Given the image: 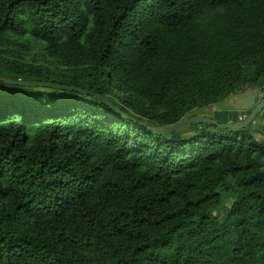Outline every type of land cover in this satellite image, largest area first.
<instances>
[{
	"label": "trees",
	"instance_id": "trees-1",
	"mask_svg": "<svg viewBox=\"0 0 264 264\" xmlns=\"http://www.w3.org/2000/svg\"><path fill=\"white\" fill-rule=\"evenodd\" d=\"M0 75L130 117L0 81V264H264L254 133L135 123L264 86V0H0Z\"/></svg>",
	"mask_w": 264,
	"mask_h": 264
},
{
	"label": "water",
	"instance_id": "water-1",
	"mask_svg": "<svg viewBox=\"0 0 264 264\" xmlns=\"http://www.w3.org/2000/svg\"><path fill=\"white\" fill-rule=\"evenodd\" d=\"M0 81L7 84H14L20 86H39V87H47V88H55V89H63V90H75L83 94H90L98 98L99 100L110 106L111 108H113L123 117L130 118L126 112H124L118 105L114 104L108 97L99 93H94L93 91L87 90L82 87H77L75 85L61 84L51 81H44V80H26L21 78L14 79L10 77H5L3 75H0ZM230 97H234L236 101L235 103L238 106H240L241 109L249 110V111L252 110V112L245 120L221 122L216 118L192 113L190 115L183 117L181 120L177 121L176 123L165 127H153L136 120L135 123L138 126L147 128L150 131L160 135L170 134L171 137L174 139H180L182 136L180 130L191 125H201V124L214 125L225 132H234V133L250 131L255 134L256 140L264 148V131L255 127H249V125L254 121L255 117L264 109V100L258 102V100L264 97V92L260 88L259 89L253 88L244 95L240 92H237L231 95ZM201 130L202 131L205 130V126H203ZM254 178L264 181V169L260 172H257L254 175ZM259 207L264 209V196L259 202Z\"/></svg>",
	"mask_w": 264,
	"mask_h": 264
},
{
	"label": "flooded vegetation",
	"instance_id": "flooded-vegetation-1",
	"mask_svg": "<svg viewBox=\"0 0 264 264\" xmlns=\"http://www.w3.org/2000/svg\"><path fill=\"white\" fill-rule=\"evenodd\" d=\"M253 88H257V89H261L263 92H264V86H258V87H249V88H246L245 90H242V91H240V93H242L243 95L244 94H246L247 92H249L251 89H253ZM228 99H226V100H224L223 102H221L222 104V106H223V104L225 103V101H227ZM264 100V97L262 98V99H260V100H258V102H261V101H263ZM220 105V104H219ZM214 107L215 106H212V107H208V108H211L210 110H212V112H209V110H207L206 111V108L205 109H203V110H200L201 112V115H203V116H208V117H212L213 118V115L214 116H217V117H219V118H223L222 117V115H220V114H218V112L216 113V112H214ZM217 107V106H216ZM219 107V106H218ZM205 110V112H203ZM252 112V110H244V109H240L239 110V113H240V115L237 117L238 118V120L239 121H243V120H245L248 116H249V114ZM200 113H197V114H200ZM232 114V113H231ZM263 114H264V109L255 117V119H254V121L249 125V127H255V128H258V129H261V130H263L264 131V117H263ZM233 115V114H232ZM259 116H262L261 118H260V121H258V117ZM217 119V118H216ZM219 121H221L220 119H218ZM256 121H258V122H256ZM255 135V134H254Z\"/></svg>",
	"mask_w": 264,
	"mask_h": 264
},
{
	"label": "crops",
	"instance_id": "crops-1",
	"mask_svg": "<svg viewBox=\"0 0 264 264\" xmlns=\"http://www.w3.org/2000/svg\"><path fill=\"white\" fill-rule=\"evenodd\" d=\"M228 100L227 101H225V103L223 104V109H219V107H218V109H217V107L216 106H219V104L218 105H216L215 107H214V112H218V114H220V115H222V113L224 112L225 114H227V117H228V121H238V116L240 115V113H239V110L241 109L240 108V106H238L235 102V99H234V97H229V98H227ZM234 115V117H233V115ZM232 115V116H231ZM226 116H224L223 118H227Z\"/></svg>",
	"mask_w": 264,
	"mask_h": 264
},
{
	"label": "rangeland",
	"instance_id": "rangeland-1",
	"mask_svg": "<svg viewBox=\"0 0 264 264\" xmlns=\"http://www.w3.org/2000/svg\"><path fill=\"white\" fill-rule=\"evenodd\" d=\"M220 105H219V109H223V106L221 105L222 103H219ZM211 108H206V111L207 110H209V112H212V110H210ZM217 109H218V106H217ZM203 110V109H202ZM215 110V109H214ZM201 111L200 110H196V113H200ZM203 112H205V110L203 111ZM201 114V113H200ZM224 116H226L227 117V114H225L224 112L222 113V117H224ZM232 116V115H231ZM233 117H234V115H233ZM262 116H259L258 117V121H260V118H261ZM213 118H217V119H220L221 120V122H227L228 120V117L227 118H219V117H217V116H214L213 115ZM235 118V117H234ZM258 121H256V122H258ZM186 128H188V127H185V128H183L182 130H185ZM197 128V126H192V127H190L189 129H188V131H194L195 129ZM214 132H216V130H213ZM226 204H227V202H226ZM220 209H222V208H224V206L222 205L221 207H219Z\"/></svg>",
	"mask_w": 264,
	"mask_h": 264
}]
</instances>
